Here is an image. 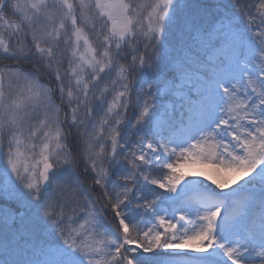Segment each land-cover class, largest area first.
<instances>
[{
	"label": "snow or ice",
	"instance_id": "obj_1",
	"mask_svg": "<svg viewBox=\"0 0 264 264\" xmlns=\"http://www.w3.org/2000/svg\"><path fill=\"white\" fill-rule=\"evenodd\" d=\"M0 264H264V0H0Z\"/></svg>",
	"mask_w": 264,
	"mask_h": 264
}]
</instances>
